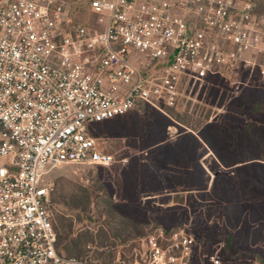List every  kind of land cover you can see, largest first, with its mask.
Segmentation results:
<instances>
[{
	"label": "built area",
	"instance_id": "obj_1",
	"mask_svg": "<svg viewBox=\"0 0 264 264\" xmlns=\"http://www.w3.org/2000/svg\"><path fill=\"white\" fill-rule=\"evenodd\" d=\"M244 53H264L248 1L0 0V264H88L56 250L50 172L113 164L95 124L175 107ZM162 238L148 235L136 264L191 263V236Z\"/></svg>",
	"mask_w": 264,
	"mask_h": 264
},
{
	"label": "rangeland",
	"instance_id": "obj_2",
	"mask_svg": "<svg viewBox=\"0 0 264 264\" xmlns=\"http://www.w3.org/2000/svg\"><path fill=\"white\" fill-rule=\"evenodd\" d=\"M241 1L251 2L254 12L264 16V0ZM213 42L226 48L220 35ZM237 57L233 68L184 87L175 107L139 104L93 126L92 136L114 157L113 164H64L50 172L56 223L72 220L78 232L94 236L80 258L88 264L141 263L144 239L165 228L163 246L174 234L194 239L190 264H206L211 255L223 264L264 263V187L242 189L236 166L225 168L219 160L233 164L263 154L256 134L264 123L229 107L244 88L264 92V53ZM198 134L206 135L207 144ZM174 143L185 148L182 155L172 152ZM247 166L241 168L248 173ZM80 188L95 197L87 217L78 221L71 199ZM247 206L251 210L243 211ZM226 233L233 236L232 256L224 252Z\"/></svg>",
	"mask_w": 264,
	"mask_h": 264
},
{
	"label": "trees",
	"instance_id": "obj_3",
	"mask_svg": "<svg viewBox=\"0 0 264 264\" xmlns=\"http://www.w3.org/2000/svg\"><path fill=\"white\" fill-rule=\"evenodd\" d=\"M241 111L242 113L248 115V119H250L249 115L255 116L253 120L257 123H264V92L261 91V89L254 88V87H247L242 90V92L239 93L238 96L235 97L233 102H231V106L229 107V111ZM229 119V118H228ZM106 122V121H105ZM104 123V122H102ZM102 123L95 124L94 126H99ZM185 138L188 136H192L190 133H185ZM199 137L204 141L205 144L206 142V135H200L198 134ZM256 136L260 140V148L263 150V154L259 155L258 157H252L249 159H244L242 162V165L236 166L235 172L241 176V187L242 189H245L248 186H251L253 184L254 187L261 186L263 185L264 187V166L262 165L261 161L264 159V125L262 128L258 129V133ZM193 137V136H192ZM186 140V139H185ZM197 143L203 148L204 146L200 144L198 140H196ZM178 143H174L172 146V152L173 153H182L185 151V148L182 146H176ZM218 156V155H217ZM220 163L223 167L225 168H230L234 166L236 163L233 164H228L225 162L223 159L219 158ZM259 160V161H258ZM163 161V160H162ZM166 161H164L165 163ZM169 165H174L173 163H168ZM244 165H248L247 167L250 169V172H245L243 170ZM252 186V187H253ZM251 188V187H250ZM55 185L52 183L51 187V201L52 205L55 204ZM256 189V188H255ZM229 193V192H228ZM225 193V194H228ZM95 196L93 195L92 192L88 191L87 189L80 188L78 191V194H75L72 197V203L74 210L77 211L76 217L78 218V221L83 218L87 217L86 213L88 212V207L92 203V199ZM238 206V204L234 205V207ZM250 206L245 207L244 210H251L249 209ZM242 209L239 210L240 214ZM76 219V218H75ZM53 225L55 228V231L57 233V243H56V250L59 254L68 256V257H76L80 258L85 254L87 251V246L93 245L94 243V236L92 233L89 231H84L81 232L77 229L74 228L72 220H70L67 224H63L62 222L56 223L53 215ZM157 231H162L164 233H167L168 230L165 228H159L155 230ZM113 237L118 238V234L112 233ZM103 236H105V233H103ZM225 249L224 252L227 254H230L232 256L233 251H232V244H233V236L226 233L225 234ZM107 238V236H106Z\"/></svg>",
	"mask_w": 264,
	"mask_h": 264
},
{
	"label": "crops",
	"instance_id": "obj_4",
	"mask_svg": "<svg viewBox=\"0 0 264 264\" xmlns=\"http://www.w3.org/2000/svg\"><path fill=\"white\" fill-rule=\"evenodd\" d=\"M242 163H236L234 166H239V165H241Z\"/></svg>",
	"mask_w": 264,
	"mask_h": 264
}]
</instances>
